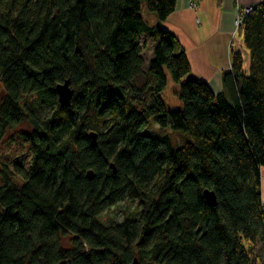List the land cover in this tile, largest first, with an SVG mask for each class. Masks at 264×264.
Instances as JSON below:
<instances>
[{
    "label": "trees",
    "instance_id": "trees-1",
    "mask_svg": "<svg viewBox=\"0 0 264 264\" xmlns=\"http://www.w3.org/2000/svg\"><path fill=\"white\" fill-rule=\"evenodd\" d=\"M144 3L161 23L178 1L0 0V264H256L264 251V7L240 29L249 71L234 51L217 94ZM166 71L182 110L162 100ZM152 119L191 139L148 133ZM131 202L137 216L102 220Z\"/></svg>",
    "mask_w": 264,
    "mask_h": 264
},
{
    "label": "crops",
    "instance_id": "crops-1",
    "mask_svg": "<svg viewBox=\"0 0 264 264\" xmlns=\"http://www.w3.org/2000/svg\"><path fill=\"white\" fill-rule=\"evenodd\" d=\"M177 1L174 13L159 24L174 34L186 51L192 78L206 82L214 93L224 92L222 76L233 66L234 51L243 54L245 71L250 68L251 53L246 49L243 31L236 27V18L240 11L255 8L262 0ZM192 3L198 5L197 10ZM262 175L264 197V168Z\"/></svg>",
    "mask_w": 264,
    "mask_h": 264
},
{
    "label": "rangeland",
    "instance_id": "rangeland-1",
    "mask_svg": "<svg viewBox=\"0 0 264 264\" xmlns=\"http://www.w3.org/2000/svg\"><path fill=\"white\" fill-rule=\"evenodd\" d=\"M142 8L144 20L152 26H157L159 24L158 18L155 14L151 13L148 10L146 3L143 4ZM242 11H244V9ZM142 43L146 45L148 43V48L144 51V58L148 62L152 59L154 46L151 41H147L146 37L142 39ZM166 74L168 79V85L165 91L162 93V100L165 102V105L168 110H182L183 101H180L179 99L180 85H178L171 78V75L168 71H166ZM186 80H188V78H186L184 81ZM14 130L10 132V134H15L17 133V131H28L31 129L29 125L23 123L17 126V128H15ZM147 131L148 133H153L156 135L169 134L172 138V142L176 146H179V144L182 145L185 140L191 139L189 134H182L180 132L173 131L170 128L167 130H160L159 125L156 123L155 119H152L150 121V126L147 128ZM138 207V203L135 202L120 204V206L111 208L109 209V211L105 212L102 216V220L108 225L112 223H119L123 221L126 217L132 218L137 216V213L139 211ZM256 258L258 259L256 264H264V251H262L261 246H258L257 249H255L253 252V259L256 260Z\"/></svg>",
    "mask_w": 264,
    "mask_h": 264
},
{
    "label": "water",
    "instance_id": "water-1",
    "mask_svg": "<svg viewBox=\"0 0 264 264\" xmlns=\"http://www.w3.org/2000/svg\"><path fill=\"white\" fill-rule=\"evenodd\" d=\"M262 6L264 7V0H262ZM57 94L60 97V103L62 106L64 107H70L71 106V101L72 98L74 96V89L71 87V83L69 80L65 81L63 84H59V86L57 87ZM4 94L2 93L1 96H3ZM91 138H93L94 140L96 139V135H91ZM88 177L90 179H94L95 178V174L93 171H90L88 173ZM205 197L208 200V202L215 206L218 202V199L216 198V194L213 191H206L205 193ZM133 264H140L138 258H135L134 263Z\"/></svg>",
    "mask_w": 264,
    "mask_h": 264
},
{
    "label": "built area",
    "instance_id": "built-area-1",
    "mask_svg": "<svg viewBox=\"0 0 264 264\" xmlns=\"http://www.w3.org/2000/svg\"><path fill=\"white\" fill-rule=\"evenodd\" d=\"M191 7L195 10L198 9V5L192 3ZM255 9L253 7H246L244 11L240 12L239 16L236 18V27L237 29H241L244 24V19L247 15H250Z\"/></svg>",
    "mask_w": 264,
    "mask_h": 264
}]
</instances>
